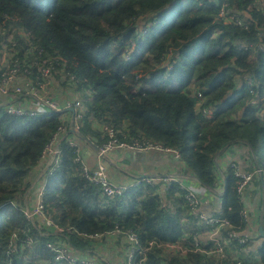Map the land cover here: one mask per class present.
Listing matches in <instances>:
<instances>
[{
    "label": "trees",
    "instance_id": "1",
    "mask_svg": "<svg viewBox=\"0 0 264 264\" xmlns=\"http://www.w3.org/2000/svg\"><path fill=\"white\" fill-rule=\"evenodd\" d=\"M223 10L240 18L242 25L226 22L220 16ZM240 42L257 47L244 48ZM260 45L264 46V0H0V84L10 69L17 68V85L26 78L29 89L55 101L53 88L45 92L43 84L57 69L59 78L63 75L81 89L82 137L103 146L110 141L103 124H109L121 132V141L178 152L185 172L210 187L217 179L216 155L235 141L250 144L264 176ZM253 56L255 63L249 60ZM42 68L50 70L49 77ZM86 89L92 100L84 95ZM198 91H204L199 108L197 98L191 97ZM4 97L0 264H24L31 253L38 254L40 264H68L57 262L47 246L60 238L69 240L81 258L94 260L102 254L95 249L100 250L113 231H119L113 238L117 241L130 232L137 235L141 252L132 264H264V245L235 260L232 253L223 258L191 250L184 255L177 254L179 249L169 253L165 246L182 236L181 219L184 224L193 222L186 187L173 181L161 195V183L142 182L109 200L101 185L87 178L82 164L76 163L81 151L71 144L72 132L60 143V166L44 177V212L65 231L54 232L39 218L29 220L25 193L33 189L44 151L72 112L31 116L37 98L27 88L10 90ZM16 101L18 106L10 111L8 104ZM19 108L21 113L16 112ZM209 108L215 112L211 117L204 113ZM226 186L217 216L242 233L247 220L230 168ZM185 228L189 241H201L199 229ZM97 233L104 235L102 239L89 237ZM232 245L244 247L237 240Z\"/></svg>",
    "mask_w": 264,
    "mask_h": 264
},
{
    "label": "built area",
    "instance_id": "2",
    "mask_svg": "<svg viewBox=\"0 0 264 264\" xmlns=\"http://www.w3.org/2000/svg\"><path fill=\"white\" fill-rule=\"evenodd\" d=\"M220 16L224 17L226 22L230 23H236L238 25H242V20L238 18L235 15H230L226 11H222ZM242 47L244 48H250V47H257L255 44L252 43H246V42H240ZM260 50L264 51V46H259ZM8 68V66H7ZM42 73L45 77H49L50 70L47 68H42ZM17 68H12L9 71V74L7 72V78L4 80L2 84H0V95L2 96H8V92L10 90H14L15 92H22L25 88L28 89V92L34 97L37 98V102L34 105L35 113L31 116L35 115L36 113H51L54 114V112L60 113L64 115L66 111H68L70 108L74 109H80L82 107V102L77 97L70 98L69 100L65 101V103H61L60 105L58 101L55 99V101L48 99L45 96L39 95V90H34L33 88L29 89L30 81H28L26 78H23V83L17 85L15 82V78L17 77ZM48 85L52 86L51 78L48 80V82L43 84V90L47 92L49 89L47 87ZM197 98V104L201 103V100L204 98L203 93H198L196 96ZM8 105L11 106L10 111H14L15 107L18 106V101L16 102H10ZM7 105V106H8ZM17 113H21L22 109L19 108V110L16 111ZM204 113L207 117H211L212 111L211 110H204ZM82 118V114L77 111L76 114H73L70 118V121L66 126H62L59 128L58 132L53 137L52 141L48 144L46 150L44 151L42 159L44 160L43 163V171L51 173L53 172L56 167L60 166L61 163V153L62 150L60 149V143L68 138V135L71 131H78L80 128V120ZM103 129L109 134L110 141L99 147H103L100 149V157L103 154H106L107 151H112L114 149L124 148L125 150L130 149H139L141 152H149L152 150L157 151H163V150H169L164 149L161 146H153V145H137V144H130L125 141H119L114 133V128L109 126L108 124H103ZM73 146H78L76 142H71ZM108 152V153H109ZM219 156H221L226 163L224 166L223 164H219L220 159ZM215 158L216 162V184L215 187L210 186H203L202 183L197 179L195 180V183L191 184H184L179 177L174 175H169V178L167 179L168 184L173 181H177L182 185L183 187H186L187 191H185V199L188 200L191 210L194 214V218L192 221H188L186 224L183 223L184 218L181 219V224L183 227L182 230V236L181 238L173 243L168 244L165 247H167V251L169 253H176L177 249L184 255L185 252L188 250L194 251V252H201L205 253L209 256H217V257H225L226 255L229 256L231 253L233 255L232 259H239V257H244L245 255L252 252V250H257L264 245V237H262L259 233L255 234L256 237L252 235H248L247 231H251L253 229L258 230L260 220L261 218H264V176L262 174V171L260 169V166L256 160V154L254 153L252 147L250 144L246 141L240 140L235 141L231 143L221 155H219ZM236 156H240V161H237L235 159ZM176 158H180V154H176ZM76 163L82 164V173L89 178L92 182H95L104 190V193L107 195L109 200L114 199L117 195L122 194L128 187L126 185H121L119 183L113 182L110 177L107 175V169L106 166L102 162L99 163V165L95 168H92L88 164L84 163L81 159V156L76 158ZM184 168H186L184 166ZM232 169L234 171V175L237 179V188L238 192L240 194L241 202L244 204V216L247 220V227L244 230V232L239 233L237 232L227 221L223 220L222 218H219L217 216L218 212L221 211L222 205H223V196L225 195V190L227 188L226 186V175L228 169ZM109 179L112 181V183L109 181ZM142 182L151 183V179H138L137 181L132 184V186L135 185H141ZM207 188L211 191H217L218 198L220 201V208L217 212L214 214H204L199 212V208L201 205V194L202 190ZM44 189L45 186L42 185L40 189L38 190L37 194V204L33 208H29L28 206L25 208V214L29 220H36L37 218L41 219L43 223L45 224V227L57 232V233H63L65 229L53 222L51 218H49L45 212V206H44ZM260 194H259V192ZM255 193V201L261 202L262 208H263V215L261 218H256L252 215V212L249 210L247 202L250 203L253 206L252 199L250 198V194ZM165 206V204H163ZM189 227L191 230H200L199 238L201 241L197 240V242H191L189 241L190 232L185 228ZM119 235V231H113L109 235H106V242H110L111 240H115L116 236ZM184 235V236H183ZM104 235L103 234H94L89 235L92 239H102ZM233 240H237L239 244L243 245L244 247L242 249H234L233 247H237L232 245ZM122 244L124 243V257L126 259V264H132L135 256H137L138 253L141 252V245L138 240V237L136 234L130 232L127 235H125V239L120 240ZM257 244V246L255 245ZM154 243L150 242V246H153ZM50 251L54 254V258L57 262H68V264H102V262L108 263L107 258L102 254H97L96 258L94 260H86L77 255L74 248L70 244V241L67 239H57L56 241L49 242L47 244ZM213 246V247H211ZM256 246L255 248L251 247ZM28 247H31V240L29 239ZM211 247V248H208ZM11 249V246H10ZM127 256V257H126ZM254 256V255H252ZM257 259H260L259 257H255ZM253 262V260H250ZM238 264L241 263L237 261ZM236 262V263H237Z\"/></svg>",
    "mask_w": 264,
    "mask_h": 264
},
{
    "label": "crops",
    "instance_id": "3",
    "mask_svg": "<svg viewBox=\"0 0 264 264\" xmlns=\"http://www.w3.org/2000/svg\"><path fill=\"white\" fill-rule=\"evenodd\" d=\"M53 91L52 95L54 98L58 99L60 103H62L66 98L74 97L71 93V91L74 89V87L71 85V82L69 79L65 78L63 75H61L60 78H58L57 81H53ZM7 100L6 97L0 96V105H2ZM86 143V142H85ZM87 144V143H86ZM87 155L85 156V160L93 166H98L100 162H103L105 166L107 167V172L109 173V176L113 178L115 181H117L120 184L123 185H129L135 182L137 178H141L145 175H151L154 178H156L158 183H162V194L165 195L164 192V178L163 176L174 175L180 178V180L184 184H191L195 183V180L193 175L191 173L185 172V168L182 170V165H179L178 162L175 160L172 153L168 152H155L150 151L145 156L143 155H137L132 156L130 152L128 151H119L114 150L109 154L108 158L100 157L98 153H96V150L93 148L92 150L89 149L87 151ZM220 162L219 164H223L224 166L226 163L224 162L223 158L219 156ZM235 159L237 161H240L241 157L236 156ZM126 163H130L132 165V170H125V169H119L116 167L117 164L125 165ZM41 168V164H39ZM40 168L38 169V172H40ZM120 170V172L118 171ZM38 175V174H37ZM38 183H41V181L37 182L35 180L32 190H28L29 196H28V205L30 207H35L37 204V193H38ZM259 192V191H258ZM260 194V192H259ZM261 195V194H260ZM255 193L250 194V198L252 199L253 206L247 202L249 210L252 212V215L256 218H261L263 215V208L261 205V202L255 201ZM220 208V201L218 198L217 191H211L207 188L202 190L201 194V205L199 208L200 213H204L207 215L214 214L217 212ZM189 223V222H188ZM248 235H252L254 237L255 234H258V230H251L247 231ZM112 242H105V244L99 249H95L96 251H101L110 261H122L124 258V249L123 244L121 241L117 240H111ZM121 244L117 246V243ZM96 244L93 245V247ZM257 246V244L255 243ZM256 246H253L250 248H255ZM254 251V250H253ZM78 255L79 252L76 251ZM119 254V255H118ZM90 257V255H89ZM114 264H117L114 262Z\"/></svg>",
    "mask_w": 264,
    "mask_h": 264
},
{
    "label": "clouds",
    "instance_id": "4",
    "mask_svg": "<svg viewBox=\"0 0 264 264\" xmlns=\"http://www.w3.org/2000/svg\"><path fill=\"white\" fill-rule=\"evenodd\" d=\"M147 29V28H146ZM146 30L144 29V32H145ZM124 54L126 55V58L127 59H130V56L127 54V52L125 51L124 52ZM168 62V61H167ZM171 68H172V65H171ZM170 68V69H171ZM87 92H88V89H86V90H84L83 91V93H84V95L86 96V94H87ZM203 93L204 94V91H198L196 94H193V95H191V97H195L196 98V96L198 95V93ZM0 96H2V95H0ZM74 97H77V98H79V96H78V94H77V96H74ZM73 98V97H72ZM4 104V103H3ZM2 104V105H3ZM2 105H0V106H2ZM201 106V103H199V104H197L196 105V107L197 108H199ZM70 109H72V108H70ZM70 109L68 110V111H70ZM74 109V108H73ZM81 109H84L83 108V103H82V107L80 108V109H75L76 111H78V112H80V110ZM208 110H211L212 111V114H214L215 112L211 109V108H209ZM70 112H72V111H70ZM81 113V112H80ZM48 116H53L54 114H51V113H46ZM72 115H73V112H72V114H71V117H72ZM70 117V118H71ZM70 132H72L73 133V135H74V138L71 140V142H76L77 144H78V147L80 148V151H81V154H80V156H81V159L83 160V162L84 163H86V164H88L89 166H91L92 168H95V167H97V166H93V165H90L86 160H85V156L87 155V149H82V147H81V145H80V142H82V141H84V142H86L87 144H88V142L90 141L89 139H87V138H84V137H82L80 134H76L75 132H73V131H71L70 130ZM91 142V141H90ZM89 142V143H90ZM92 143V142H91ZM92 144H94V143H92ZM95 145V144H94ZM92 147V146H91ZM93 148V147H92ZM89 150V149H88ZM113 151V150H112ZM112 151H110V152H112ZM125 151H128V150H125ZM152 151H155V152H168V153H172L173 154V156H174V158H175V160L178 162V164L179 165H181V163H180V158L178 159V158H176V154L178 153V152H174V151H172L171 149H169V150H163V151H157V150H152ZM109 152V153H110ZM150 152V151H149ZM148 153V152H147ZM146 153V154H147ZM223 153V152H222ZM145 154V155H146ZM140 155H143L142 153L140 154ZM145 155H143V156H145ZM219 155H221V154H217L216 155V157L217 156H219ZM215 157V158H216ZM104 158V157H103ZM43 163H44V160L41 158V161H40V164H41V168H40V172H38V175H37V177H36V181L38 182H40L41 181V183H38V190L40 189V187L42 186V185H44L45 187L47 186V178H46V181L44 180V177H46L45 175L48 173V172H44L43 171ZM103 163V162H102ZM99 165V164H98ZM105 165V164H104ZM184 166L185 165H182V169L184 168ZM106 169H107V167H106ZM170 175V174H169ZM169 175L167 176H163V178H164V189L166 188L165 187V185H167L168 184V181H167V179L169 178ZM193 175V174H192ZM148 175H145V176H142L141 178H137L135 181H137L138 179H151L152 180V182L151 183H158L157 182V180H156V178H154V177H151V178H148L147 177ZM193 177L194 178H196L194 175H193ZM113 179V178H112ZM199 180V179H198ZM35 182V181H34ZM118 183V182H117ZM202 183V182H201ZM120 184V183H119ZM132 184H134V182L132 183ZM132 184H129V185H126V186H131L132 187ZM121 185H123V184H121ZM161 185H162V183H161ZM202 185L203 186H207V185H204L203 183H202ZM33 186V185H32ZM135 186H137V185H135ZM160 189H162V188H160ZM38 194V193H37ZM160 194L161 195H163L162 194V190H160ZM28 196H29V193L26 195V197L28 198ZM28 207L29 208H33V207H30L29 205H28ZM259 232V231H258ZM91 250H93V249H91ZM76 252V251H75ZM101 252V251H100ZM102 253V255H104L103 254V252H101ZM124 253V252H123ZM78 255V254H77ZM79 257H80V255H78ZM105 256V255H104ZM106 258H107V256H105ZM107 260H108V263H110V264H112L111 263V261L107 258ZM126 263V259H125V257L122 259V264H125Z\"/></svg>",
    "mask_w": 264,
    "mask_h": 264
},
{
    "label": "rangeland",
    "instance_id": "5",
    "mask_svg": "<svg viewBox=\"0 0 264 264\" xmlns=\"http://www.w3.org/2000/svg\"><path fill=\"white\" fill-rule=\"evenodd\" d=\"M250 61H251V63H255L256 62V58H255V56H253V57H251L250 59H249ZM167 69H170L171 68V65H168L167 67H166ZM76 75H74L73 77H75ZM58 78H59V70H57V69H55L54 70V72H53V76L51 77V80L52 81H57L58 80ZM70 80H72V79H70ZM47 87L50 89V88H54L53 87V84H52V86L51 85H48L47 84ZM192 87H193V89H194V86L192 85ZM81 90V89H80ZM80 90L78 91V89H76V87L71 91V93L73 94V95H75V96H77V94L80 92ZM199 90V89H198ZM72 98V97H71ZM86 98L87 99H89V100H92V96H91V93L88 91L87 92V94H86ZM56 99V98H55ZM70 98H66L62 103H65V101H67V100H69ZM57 101H58V99H56ZM58 102H60V101H58ZM77 113V111L74 109V111H73V114H76ZM109 125V124H108ZM110 126V125H109ZM114 128V127H113ZM73 132H75L76 134H80L79 133V130L78 131H73ZM114 133H115V135H116V137L118 138V140L119 141H121L120 139H119V134H121V132L119 131V130H117V129H115L114 128ZM80 135H82V134H80ZM121 136H122V134H121ZM80 145H81V147H82V149H87V151H88V149H93L92 147H91V145H90V143L88 142V144H86L84 141H82V142H80ZM149 145H153V146H157L156 144H149ZM95 146H96V148H95V150H96V153H98L99 155H100V149H102L103 147H99V146H97L96 144H95ZM100 148V149H99ZM114 150H119V151H125V149L124 148H119V149H114ZM113 150V151H114ZM108 152L109 151H107L106 152V154H102L101 155V157H104V158H108V156H109V154H108ZM128 152H130L131 153V155L133 156H137V155H139V154H141L140 152V150L139 149H130V148H128ZM104 164V163H103ZM105 166V165H104ZM116 167L117 168H119V169H125V170H132L133 168H132V165H130V163H126L125 165H122V164H117L116 165ZM119 172H120V170H118ZM108 176H109V173L107 174ZM37 176V175H36ZM110 177V176H109ZM110 179L113 181V182H115V183H117V181H115L114 179H112L111 177H110ZM109 179V181L112 183V181ZM113 184V183H112ZM28 194V190H27V192L25 193V195H27ZM16 195H18V196H20V197H22V191H18L17 193H16ZM37 248V250H41V248H40V246H38V247H36ZM23 262H24V264H40L41 263V260H40V258H39V256H38V254L37 253H31L30 255H28L24 260H23Z\"/></svg>",
    "mask_w": 264,
    "mask_h": 264
},
{
    "label": "water",
    "instance_id": "6",
    "mask_svg": "<svg viewBox=\"0 0 264 264\" xmlns=\"http://www.w3.org/2000/svg\"><path fill=\"white\" fill-rule=\"evenodd\" d=\"M70 111L73 112L74 109L72 108V109H70ZM89 142H90V141H89ZM90 145H91L94 149L96 148V146H95L94 144H92L91 142H90ZM224 150H225V149L221 150V151L219 152V154H222V152H223ZM142 154L145 155L146 152H143ZM147 177H148V178H151V177H153V176L148 175ZM258 231H259V234H260L262 237H264V218H261V220H260V224H259Z\"/></svg>",
    "mask_w": 264,
    "mask_h": 264
}]
</instances>
